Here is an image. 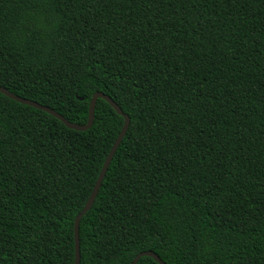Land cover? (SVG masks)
<instances>
[{"label":"trees","instance_id":"1","mask_svg":"<svg viewBox=\"0 0 264 264\" xmlns=\"http://www.w3.org/2000/svg\"><path fill=\"white\" fill-rule=\"evenodd\" d=\"M0 86L130 117L81 264H264V0H0ZM124 121L0 92V264H75Z\"/></svg>","mask_w":264,"mask_h":264},{"label":"water","instance_id":"2","mask_svg":"<svg viewBox=\"0 0 264 264\" xmlns=\"http://www.w3.org/2000/svg\"><path fill=\"white\" fill-rule=\"evenodd\" d=\"M0 92L3 93L4 95L8 96L9 98L16 100L22 104H26V105L35 107L37 109L43 110V111L55 116L56 118L61 120L68 128L73 129V130H77V131H86L92 127V125L94 123V118H95L96 104H97V101L99 98L106 100L117 111V113L119 115L123 116L125 119L122 130L120 131L112 149L110 150V152H109V154H108V156H107V158L103 164L102 170H101L99 177H98V179L94 185V188H93L84 208L77 215V217L75 219V225H74L75 250H76L75 264H81V248H80V234H79L80 222H81L83 215L85 213H87L94 205V202L98 196V193H99L100 188L102 186L103 180L106 176L108 168L112 162V159L115 156V153L117 152V150H118L120 144L122 143L124 137L126 136V133L128 131L129 125H130V117L124 113L122 108L110 96L104 94L103 92H96L92 96V99H91L90 105H89V118H88V122L86 124H76V123L70 122L64 116H62L60 113L56 112L54 109H52L48 106H44V105H42L36 101L18 96L16 94L10 92L5 87L0 86ZM143 256H150L159 264H166L153 251L140 252L138 255H136V257L133 259L131 264H137L139 259Z\"/></svg>","mask_w":264,"mask_h":264}]
</instances>
